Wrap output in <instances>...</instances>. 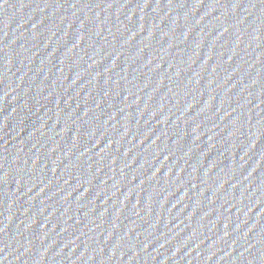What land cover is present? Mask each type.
Returning a JSON list of instances; mask_svg holds the SVG:
<instances>
[{"label": "water", "instance_id": "1", "mask_svg": "<svg viewBox=\"0 0 264 264\" xmlns=\"http://www.w3.org/2000/svg\"><path fill=\"white\" fill-rule=\"evenodd\" d=\"M264 150V0L0 3V264H155Z\"/></svg>", "mask_w": 264, "mask_h": 264}, {"label": "snow or ice", "instance_id": "2", "mask_svg": "<svg viewBox=\"0 0 264 264\" xmlns=\"http://www.w3.org/2000/svg\"><path fill=\"white\" fill-rule=\"evenodd\" d=\"M4 2H6V0H0V3H4Z\"/></svg>", "mask_w": 264, "mask_h": 264}]
</instances>
